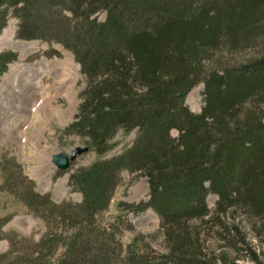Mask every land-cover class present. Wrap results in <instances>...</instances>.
Here are the masks:
<instances>
[{
  "label": "trees",
  "instance_id": "16d2710c",
  "mask_svg": "<svg viewBox=\"0 0 264 264\" xmlns=\"http://www.w3.org/2000/svg\"><path fill=\"white\" fill-rule=\"evenodd\" d=\"M11 17L18 39L60 44L81 66L86 87L68 133L99 156L120 132L137 138L123 154L70 177L80 204L39 193L22 166L14 183L7 172L5 188L47 229L40 241L8 235L0 264H238L241 252L264 264L240 223L229 222L238 213L264 238V0H0V34ZM255 49L248 62L219 57L213 65L215 52ZM17 59L0 54V82ZM199 85L197 115L187 97ZM124 171L147 179L149 200L129 209L158 215L167 254L142 236L123 248L96 226ZM210 195L218 197L214 211ZM203 227L225 234L218 253Z\"/></svg>",
  "mask_w": 264,
  "mask_h": 264
},
{
  "label": "rangeland",
  "instance_id": "374dc122",
  "mask_svg": "<svg viewBox=\"0 0 264 264\" xmlns=\"http://www.w3.org/2000/svg\"><path fill=\"white\" fill-rule=\"evenodd\" d=\"M106 16L104 12L98 13L96 19L103 23ZM19 25V21L11 17L0 34V54L10 52L18 58L9 66L0 82V219L6 221L3 226L6 237L0 242V254L9 249L8 235L16 233L40 241L47 229L41 219L28 214L13 188H10V192L5 188L7 172L10 174L8 184L14 183L18 177V167L22 166L24 174L36 184L39 193L50 194L59 204H80L83 196L71 188L70 177L99 160H109L123 154L133 146L137 138L136 131L120 132L112 141L111 150L99 156L89 148L86 140L68 133V127L79 117L80 96L86 87L81 66L73 54L60 44L18 39ZM258 51H247L235 57L215 52L213 65L219 63V57L228 58L224 60L226 63L232 59L245 63L251 60V54ZM203 93L204 86L199 85L187 97V106L194 114L202 112ZM172 137L177 138L178 133L172 132ZM78 150L82 154L72 160L70 169L65 172L59 171L51 162L53 155L70 154ZM120 179L108 209L96 217V226L104 229L107 234H113L123 248L142 236L154 252L167 254L158 215L152 210L135 215L129 209L149 200L147 179L128 171L122 172ZM217 201L216 195L208 197L211 211L215 210ZM229 222L240 223L249 248L264 259V238L256 237L252 223L249 224L238 213H233ZM202 231L209 234V241L218 253L224 245L219 239L225 234L221 232L214 235L205 227ZM250 263L248 256L241 252L238 264Z\"/></svg>",
  "mask_w": 264,
  "mask_h": 264
},
{
  "label": "water",
  "instance_id": "95a60500",
  "mask_svg": "<svg viewBox=\"0 0 264 264\" xmlns=\"http://www.w3.org/2000/svg\"><path fill=\"white\" fill-rule=\"evenodd\" d=\"M81 154L82 152L79 150L77 152H72L69 155L63 153L56 154L52 156L51 162L59 171L64 172L70 168L72 160Z\"/></svg>",
  "mask_w": 264,
  "mask_h": 264
}]
</instances>
